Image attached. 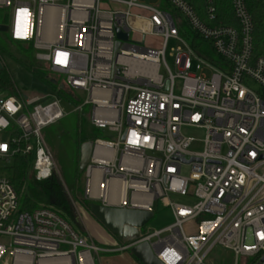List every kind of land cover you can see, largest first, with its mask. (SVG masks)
Wrapping results in <instances>:
<instances>
[{
    "label": "built area",
    "instance_id": "2783aa9c",
    "mask_svg": "<svg viewBox=\"0 0 264 264\" xmlns=\"http://www.w3.org/2000/svg\"><path fill=\"white\" fill-rule=\"evenodd\" d=\"M145 1L0 0V11H10L13 41L32 44L69 92L85 94L75 113L89 107L90 124L115 138L93 143L84 198L151 213L163 202L174 223L103 249L49 209L20 211L0 170V264H95L101 253L144 242L162 264H206L217 247L235 264H264V47L258 55L246 0H219L228 1L236 25L217 24L216 0H204L199 12L186 0H163L167 10ZM180 23L220 63L200 57ZM117 29L129 36L118 50ZM67 115L55 97L0 89V162L30 159L39 182L56 175L43 130ZM185 128L206 133L202 152L191 151Z\"/></svg>",
    "mask_w": 264,
    "mask_h": 264
},
{
    "label": "rangeland",
    "instance_id": "374dc122",
    "mask_svg": "<svg viewBox=\"0 0 264 264\" xmlns=\"http://www.w3.org/2000/svg\"><path fill=\"white\" fill-rule=\"evenodd\" d=\"M148 4V1L146 2ZM7 16L8 18V27H10L11 19H10V11L9 10H2L0 11V18L1 16ZM1 20V19H0ZM186 31L190 34L186 37V39H190L192 41L193 35L191 34L188 28H185ZM6 37L10 38L8 34H1L0 33V43H3ZM148 44L154 45V47L159 48L161 42L159 40L148 39ZM202 42V41H201ZM202 46L203 50L206 51L205 53L212 54V57H216V55L212 52L211 47L208 43H203ZM176 47L175 42H171L167 48V63L173 69V60L169 57L170 51L172 48ZM34 49V48H33ZM34 57L36 59V51L34 50ZM217 58V57H216ZM0 62H2L5 66L6 72L10 75L11 80H13V84L15 87L16 97L23 96L25 98H34V97H52L57 98L61 104L63 111L68 114L63 120L59 121L58 123L46 128L43 130V136L51 152L53 154L55 163H56V177L58 178L59 182L63 183V188L65 189V193L71 203V207L73 209L75 218L79 222L80 228L74 226V230L79 234L85 237H88L91 241H93L97 246L103 249H119L125 243L118 241L116 238L112 237L106 230L102 228V226L97 222V219H94L90 212L82 206L81 202L84 201V189L85 188V174H82L81 178L79 179L78 186H80L81 192H78V196H76L72 191V186L75 184V163H76V145L75 140L77 137L78 132L81 129H84L83 126L86 123H90L88 115L90 114V108L86 107L83 109L82 112H76L75 108L78 105H81L85 99V94H81L78 92H69L66 90V96L68 95L70 99L64 97L63 95L55 92L50 86L45 84L43 81H40L33 73L30 72L27 68H25L22 64L17 62L12 58H8L7 56L1 57ZM193 72L197 73L196 66L197 63L194 62ZM50 71V70H49ZM161 74L164 73L161 70ZM48 80L52 81H60V77L58 74H54L51 71L48 73ZM182 82L177 80L176 81V88L175 94L179 95ZM72 98V99H71ZM184 136L194 140L193 148H191L192 152L200 153L203 151V141L205 139V132L203 130H199L196 128H185L182 130ZM97 134L100 140L114 142L115 138L112 134H110L107 130H97ZM14 161L10 163H1L0 162V170L3 171L4 174L10 176V169L14 165ZM33 173V171H32ZM184 175H188L187 170H184ZM82 193V194H81ZM172 200L178 201L180 203H184L183 200H179L175 197H172ZM88 203H95L86 200ZM169 207L166 206L163 202H156L153 208L154 218L140 230L141 234L152 233L154 231H160L173 222V216L168 209ZM93 219L95 223L100 225L103 231L111 237L112 243L114 246H107L108 244L103 245V243L96 242L94 239L90 238V232L93 234V228L90 230L89 226L86 224V219ZM95 233V231H94ZM96 234V233H95ZM115 253V252H114ZM113 253V254H114ZM110 254V253H107ZM113 255H105L100 254V257L103 259H110ZM235 255L231 252L224 250L220 247L215 248L210 255H208L206 259V264H235ZM119 257L112 258L111 263L104 264H131L125 260H117ZM251 263V261H250Z\"/></svg>",
    "mask_w": 264,
    "mask_h": 264
},
{
    "label": "trees",
    "instance_id": "16d2710c",
    "mask_svg": "<svg viewBox=\"0 0 264 264\" xmlns=\"http://www.w3.org/2000/svg\"><path fill=\"white\" fill-rule=\"evenodd\" d=\"M186 1L193 5L196 10H198V12L201 11L202 6L204 5V0ZM216 1H218L219 6L218 13H220V20L217 24L236 25V21L232 16L230 4L228 3V1L227 3H219V0ZM246 5L254 23L255 48L257 54L259 55L264 47V0H246ZM201 16L204 20H206L204 14H201ZM0 19V25H8L7 16H1ZM180 25L182 26V35L187 37L190 33L186 31V25H184V23H180ZM201 41V39L193 36L191 45L196 53L209 62H212L214 64L220 63V60L217 56V58H214L212 57V54L205 53L206 51H204L202 48V46H204L202 44L203 41ZM33 51L34 49L32 44L16 42L9 37H6L3 43H0L1 57L7 56L8 58L16 60L30 72L32 71V73L40 81H43L45 84L50 86L55 92L70 99V97L68 95L66 96L65 93L67 89L63 86V77L59 75L62 82L48 80V73L50 72L49 68L45 64L35 59ZM0 78V89L4 90L9 96H16L15 87L12 82L13 80H11L10 75L8 74V72H6L5 68L2 72H0ZM83 127L84 129H81L78 132L74 143L76 145L77 155L75 163V184L71 188L76 196H78V192H81L80 186H78L79 179L82 176V174L79 173L81 147L84 144L90 142L94 143L96 140H99V136L97 134L98 129L94 128L88 122ZM14 162L15 163L13 167L10 169L11 171L9 177L21 201L20 211L33 212L38 209H49L59 215L65 222L70 225V227L73 228L74 226H76L80 228L79 222L75 218L73 209L71 207V203L56 175L48 180L39 182L35 179L34 174L32 173V163L30 159L25 157H18L14 160ZM81 204L83 207H85V209L89 211L91 203H88L85 199V202L82 201Z\"/></svg>",
    "mask_w": 264,
    "mask_h": 264
},
{
    "label": "water",
    "instance_id": "95a60500",
    "mask_svg": "<svg viewBox=\"0 0 264 264\" xmlns=\"http://www.w3.org/2000/svg\"><path fill=\"white\" fill-rule=\"evenodd\" d=\"M0 33L8 34L9 27L0 25ZM116 50L121 46V42L128 41V34L117 29ZM4 70L0 62V72ZM167 84L166 91H168ZM94 150L92 142L84 144L80 150L79 173L85 174ZM89 212L94 219L105 229L112 237L124 243L137 242L140 239V230L144 228L153 218L151 212L136 210H125L118 208L105 207L102 204L92 203ZM130 255L140 264H162L158 261L149 243H140L130 248ZM264 261V259L262 260Z\"/></svg>",
    "mask_w": 264,
    "mask_h": 264
},
{
    "label": "crops",
    "instance_id": "0c3cea01",
    "mask_svg": "<svg viewBox=\"0 0 264 264\" xmlns=\"http://www.w3.org/2000/svg\"><path fill=\"white\" fill-rule=\"evenodd\" d=\"M147 1H148V4H154L156 6H159L160 8L166 9V10L169 9L168 5L163 0H147ZM147 1H145V3ZM86 224L89 226L90 230L93 228V234L90 232V238L91 239H94L96 242L103 243V245L108 244L107 246H109V245L112 247L114 246V244H111L112 239H109L111 237H109L105 233V231L102 230L103 227L101 228L100 225H98L97 223H95L93 221V219L87 218ZM94 231L96 234L94 233ZM101 254L113 255V256H111L110 259H103L100 257V254H99V257L95 259V264H104V262L111 263L112 258H115V257H119L117 260H125L131 264H140L130 255V252H119V253H114V254L113 253H110V254L101 253Z\"/></svg>",
    "mask_w": 264,
    "mask_h": 264
}]
</instances>
